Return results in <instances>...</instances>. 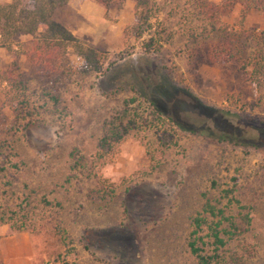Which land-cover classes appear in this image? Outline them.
I'll use <instances>...</instances> for the list:
<instances>
[{
  "label": "rangeland",
  "instance_id": "374dc122",
  "mask_svg": "<svg viewBox=\"0 0 264 264\" xmlns=\"http://www.w3.org/2000/svg\"><path fill=\"white\" fill-rule=\"evenodd\" d=\"M103 10L55 14L99 70L71 49L35 65L31 36L0 49V263L197 264L211 204L229 218L222 264H264V0Z\"/></svg>",
  "mask_w": 264,
  "mask_h": 264
},
{
  "label": "trees",
  "instance_id": "16d2710c",
  "mask_svg": "<svg viewBox=\"0 0 264 264\" xmlns=\"http://www.w3.org/2000/svg\"><path fill=\"white\" fill-rule=\"evenodd\" d=\"M70 0H11L10 3L0 4V49L13 51L15 41L21 36H31L25 54L37 65L42 63L43 68L50 70L60 56L69 49L85 59L87 65L95 70L100 69L97 60L98 54L88 43L75 37L65 26L55 20L57 10L66 8ZM106 11L111 6L122 7L126 0H93ZM224 45V43H223ZM217 51L216 58L220 53H226L227 63L234 59L231 53ZM242 76L248 75L246 67H241ZM14 76H7V72L0 71V79L9 83ZM253 124L264 126V122L254 121ZM264 131L263 129H261ZM218 142H229L234 145L246 146L236 135L225 133L214 138ZM250 146L258 147L254 144ZM208 216L197 214L193 220V230L188 243L189 250L197 260V264H222L220 250L226 245L222 225L229 218L223 210H217L215 206L207 204L204 209ZM209 217L214 218L209 221ZM217 219V220H215ZM208 247H213L209 249ZM1 264V263H0Z\"/></svg>",
  "mask_w": 264,
  "mask_h": 264
},
{
  "label": "crops",
  "instance_id": "0c3cea01",
  "mask_svg": "<svg viewBox=\"0 0 264 264\" xmlns=\"http://www.w3.org/2000/svg\"><path fill=\"white\" fill-rule=\"evenodd\" d=\"M1 1L9 2L10 0ZM65 9L70 10L79 18L83 19L81 23L83 25L88 22L95 23L96 20L100 21L104 15L103 8H101V6H99L93 0H70L68 6ZM67 27L73 33V35L83 37L82 33H84V30L82 28L74 29L69 25Z\"/></svg>",
  "mask_w": 264,
  "mask_h": 264
}]
</instances>
